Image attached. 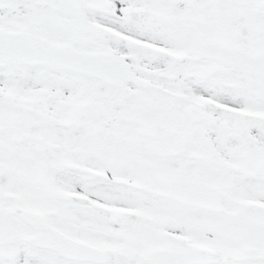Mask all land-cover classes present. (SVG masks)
Listing matches in <instances>:
<instances>
[{
  "label": "snow or ice",
  "instance_id": "snow-or-ice-1",
  "mask_svg": "<svg viewBox=\"0 0 264 264\" xmlns=\"http://www.w3.org/2000/svg\"><path fill=\"white\" fill-rule=\"evenodd\" d=\"M0 264H264V0H0Z\"/></svg>",
  "mask_w": 264,
  "mask_h": 264
}]
</instances>
